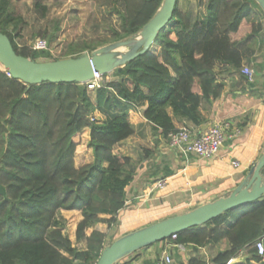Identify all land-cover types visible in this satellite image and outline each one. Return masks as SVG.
I'll return each instance as SVG.
<instances>
[{
    "label": "trees",
    "instance_id": "1",
    "mask_svg": "<svg viewBox=\"0 0 264 264\" xmlns=\"http://www.w3.org/2000/svg\"><path fill=\"white\" fill-rule=\"evenodd\" d=\"M119 1L124 12L115 41L138 35L163 2ZM251 16L256 20L249 21ZM262 20L255 0H207L204 18L195 21L178 0L153 47L105 74L104 85L94 91L78 82L29 85L0 64V264H96L114 241L108 239L135 176L132 157L115 151L135 132L129 111L145 108L144 118L165 139L178 130L173 117L203 124L202 111L224 89L216 68L241 71L248 44L264 31ZM23 24L12 0H0V32L16 53L38 62L59 59L19 46ZM45 37L50 43L56 33ZM89 49L69 45L63 58ZM86 129L90 135L83 142ZM90 148L93 161L77 167L76 154ZM62 211L81 214L76 243L63 232ZM224 239L229 248L214 257L215 264H228L245 248L249 257L238 264H264L255 246L264 239V196L178 233L175 242L202 247ZM82 242L85 249L77 246ZM133 258L117 264H132ZM188 264L206 263L193 257Z\"/></svg>",
    "mask_w": 264,
    "mask_h": 264
},
{
    "label": "crops",
    "instance_id": "2",
    "mask_svg": "<svg viewBox=\"0 0 264 264\" xmlns=\"http://www.w3.org/2000/svg\"><path fill=\"white\" fill-rule=\"evenodd\" d=\"M244 66L256 71L253 83H248L241 71H231L222 66L216 68L217 80L224 84V89L221 96L202 111L206 117L203 124L195 125L190 120L173 117L177 129L187 126L197 135L215 121H230L237 125L240 134L228 139L215 156L202 158L195 154L185 155L171 148L167 139L155 134L144 118L145 108L129 111V120L135 132L117 145L115 151L132 157L135 176L126 188V205L118 213V222L111 235L118 233L116 238H119L218 199L237 187L250 167L260 159L264 153V93H261L264 78L260 77L257 65L248 55ZM169 112L172 115V111ZM96 116L100 118L101 114L97 112ZM85 132L89 139L90 129ZM93 158L91 148L86 160L78 153L75 156L76 166L90 163ZM234 160L239 161L241 166L233 167ZM162 179H165V185L157 188V182ZM81 218L80 214L79 221ZM82 244V249H85L84 242ZM169 244L172 264H188L193 257L206 264H215L214 257L229 248L227 239L217 244L209 242L202 247L185 245L184 250L175 247L172 242ZM165 247L166 243L160 242L135 253L132 264H154ZM248 249H243L236 258L247 259Z\"/></svg>",
    "mask_w": 264,
    "mask_h": 264
},
{
    "label": "water",
    "instance_id": "3",
    "mask_svg": "<svg viewBox=\"0 0 264 264\" xmlns=\"http://www.w3.org/2000/svg\"><path fill=\"white\" fill-rule=\"evenodd\" d=\"M178 0H163L155 15L143 26L139 35L113 45L84 52L77 57L38 62L19 55L10 39L0 32V64L12 78L29 85L44 82L85 84L94 76L110 74L134 57L153 47L159 32L168 25ZM264 11V0H255ZM128 50L119 53L118 48ZM209 125V124H208ZM206 126V128L208 127ZM264 196V153L254 163L237 187L218 199L191 211L175 215L124 234L106 246L96 264H117L139 250L170 239L173 234L203 225L221 214L261 199ZM235 258L229 264L244 262Z\"/></svg>",
    "mask_w": 264,
    "mask_h": 264
},
{
    "label": "rangeland",
    "instance_id": "4",
    "mask_svg": "<svg viewBox=\"0 0 264 264\" xmlns=\"http://www.w3.org/2000/svg\"><path fill=\"white\" fill-rule=\"evenodd\" d=\"M12 2L16 13L22 15L24 19L20 35L16 38L18 45L30 46L36 39L44 38L45 32L48 35L54 32L56 33L55 40L48 43L59 59L66 55L68 46L72 44H86L90 48L86 52H92L130 39L120 41L114 39V31H122V19L119 13L124 12V6L119 0H12ZM36 3H39L41 8H38ZM206 5L207 0H179V8L189 13L192 21L204 18ZM254 20H256L254 16L249 17V21ZM262 21L264 25V20ZM45 39L48 41V38L45 37ZM248 45L247 55L253 58L260 77L264 78V31L256 42ZM117 50L119 53H124L128 48L122 47ZM261 93H264V80H262ZM82 141H88L85 131L82 134ZM88 150L80 152L79 157L84 156L86 160ZM78 163L82 162L78 161ZM61 218L65 223L64 234L76 243L75 231L80 212L62 211ZM116 234L118 235V233L110 235V242L116 238ZM77 246L83 248L82 243ZM134 255L135 253L130 258Z\"/></svg>",
    "mask_w": 264,
    "mask_h": 264
},
{
    "label": "built area",
    "instance_id": "5",
    "mask_svg": "<svg viewBox=\"0 0 264 264\" xmlns=\"http://www.w3.org/2000/svg\"><path fill=\"white\" fill-rule=\"evenodd\" d=\"M29 47L33 50L49 51L51 57L57 58L45 38L36 39ZM241 72L248 83H253L255 81V71L251 67L244 66ZM85 85L88 90L94 91L104 85V76L98 72H94L93 78L87 81ZM239 134L240 128L237 125H233L230 121H215L209 123L208 127L203 129L198 135L194 134L193 130L187 126L179 128L176 132H172L168 135L167 141L171 148L177 149L185 155L195 154L198 157L207 158L217 155L228 139H233ZM232 166L238 168L241 164L239 161L234 160L232 161ZM165 182V179L158 181L156 187L162 188ZM176 238L177 234H173L170 238L171 241L165 242L166 247L154 264L173 263V258L168 250L169 243L171 242L175 247L183 250L185 249L184 244L175 242ZM255 246L258 250V254L264 259V240H258Z\"/></svg>",
    "mask_w": 264,
    "mask_h": 264
},
{
    "label": "bare ground",
    "instance_id": "6",
    "mask_svg": "<svg viewBox=\"0 0 264 264\" xmlns=\"http://www.w3.org/2000/svg\"><path fill=\"white\" fill-rule=\"evenodd\" d=\"M125 48V47H124Z\"/></svg>",
    "mask_w": 264,
    "mask_h": 264
}]
</instances>
